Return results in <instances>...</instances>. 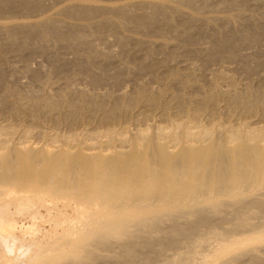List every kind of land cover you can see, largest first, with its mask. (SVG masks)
<instances>
[{
    "label": "bare ground",
    "instance_id": "1",
    "mask_svg": "<svg viewBox=\"0 0 264 264\" xmlns=\"http://www.w3.org/2000/svg\"><path fill=\"white\" fill-rule=\"evenodd\" d=\"M250 1L68 0L47 13L41 0H0V264H264V14ZM162 25L219 28L200 50L210 61L253 36L242 44L255 48L258 68L241 83L167 65L184 53L167 52ZM105 27L121 47L145 50L126 89L105 73L118 53L93 45ZM32 37L82 50L78 71L55 82L29 66L34 90L6 85V50ZM48 122L65 133L50 135ZM33 132L46 141H31Z\"/></svg>",
    "mask_w": 264,
    "mask_h": 264
},
{
    "label": "rangeland",
    "instance_id": "2",
    "mask_svg": "<svg viewBox=\"0 0 264 264\" xmlns=\"http://www.w3.org/2000/svg\"><path fill=\"white\" fill-rule=\"evenodd\" d=\"M42 1V4H44L45 5V7H47V13H52L56 8H58L59 6H62L63 4H64V2H67L68 0H41ZM69 1H71V0H69ZM93 3H99V4H104V5H106V4H112V3H120V2H126V1H129V0H91ZM252 1V2H251ZM250 1V5H247V7L249 8L248 10L249 11H252L253 10V12L257 9L258 10V12H257V10H256V12H254L255 14H258V15H260L259 14V12H261V14H264V11H261L262 9L261 8H263V10H264V4L262 5V4H260V6L262 5V7H260L259 9H258V4H254L255 2H253V0H251ZM251 4H253V5H251ZM250 6V7H249ZM251 6H254V7H251ZM255 6H256V8H255ZM251 8V9H250ZM254 8V9H253ZM217 15H219V14H224V13H222V12H219V13H216ZM215 14V15H216ZM209 15H214V13H209ZM16 16V15H15ZM19 16H21L20 14H19ZM18 15H17V18H16V20L17 19H21L20 17H19ZM3 20H7V19H3ZM0 21H2V20H0ZM189 26V28H187V31L185 32V33H178V32H174V31H172V30H170V29H168V27H166V26H161V27H163L162 29V33H166V34H163V36L164 35H166V36H164V38H165V41H166V39H167V41H168V43L169 42H171V44H173V45H171V46H173V48L171 47V49H168V51L167 52H170V51H172V49H173V52H176V50L177 51H179V53H180V55L182 54V53H184V54H182V55H185V52H186V54H188V57H185V56H183L182 57V55L181 56H178L175 60H177V61H174V60H170L169 61V63H167V65H179L178 67H180V68H183V67H185V66H188V64H190V66L191 65H194V66H196V65H198V66H206V68H208V70H210V71H212V70H214V71H225V73L227 74H230L231 76H233V77H238L237 78V80H239V82H241V83H245L246 81H248L247 80V77H246V75H244L247 71H249L250 69H252L250 72H252V71H255L256 69H255V67H256V65H257V67L256 68H258V64H259V61L257 62L256 60H258L257 59V55H255V48L254 49H252L251 50V47L248 45V47H247V45H245V44H242V43H246V42H248V41H246V39L247 38H249V36L248 37H246L244 40H240V39H237V40H234V41H231L230 43H231V45H225V47L221 50L223 53H225L224 55L222 54L221 55V57L222 58H224V60H223V63H221V57H216L217 58V60H215L216 58L214 57L211 61H210V59L208 60L207 58H205V55H208L207 54V52H205V54H203L204 53V51L202 52V53H200V50L202 51V49L201 48H203V50H204V48L206 49V48H208V47H210V46H212V44L213 43H211L212 41H215V38H216V41L218 40L217 38L219 37L218 36V33H219V31L217 30V29H219V28H217L216 30H212V28H210V27H208V26H205V25H201L202 27L200 28V26L199 25H196L195 27L192 25V26H190V25H188ZM187 26V27H188ZM198 26H199V28H198ZM204 26V27H203ZM223 26V27H222ZM222 26H220L221 28L220 29H225V30H228L227 28H225L226 26L225 25H222ZM192 27H194L195 29V31L194 30H192L193 28ZM247 27L249 28V27H251V26H248L247 25ZM246 27V28H247ZM108 30V31H110L111 30V34H110V32H108L106 29ZM105 28H103L102 30L104 31V34H103V31H101V36L98 38H96L94 41H93V45L95 46V47H98L101 51H106L105 53H107V52H112V53H118V56L116 57V59H114L113 58V60L111 61L112 62V65H111V62H108V63H106L107 65H104V68L106 69L105 71V73H106V75H107V73H108V75H118L119 74V82H122V89H126L127 87H129L130 86V83L128 82V80L130 79L129 78V76H132V77H134L135 76V74L137 73V72H139L140 70V67H142V65L145 63L144 61H142L141 60V57L144 55L143 54V52L145 51V50H142V51H140V48L139 47H136V45H134L133 43H129L130 45L126 48V46L128 45H126L125 47H121L120 45H118V43L117 42H115L116 41V38H115V36H114V34H113V30L111 29V28H107V27H105ZM206 30H205V29ZM110 29V30H109ZM188 29H190V30H188ZM252 29V28H251ZM202 30V31H201ZM212 30V31H211ZM225 30H223V31H225ZM195 33H193V32ZM198 31V32H197ZM201 31V32H200ZM189 32H192V34H189ZM228 33L230 32V31H227ZM168 33V34H167ZM196 33H198V34H196ZM200 33V34H199ZM216 35H215V34ZM125 34V35H124ZM129 34V35H128ZM130 34L131 33H128V32H125V33H123V34H121V36L122 37H126V36H130ZM174 34V35H173ZM182 34V35H181ZM184 34V35H183ZM188 34V35H187ZM212 34V35H211ZM214 34V35H213ZM230 34H232V32L231 33H229L228 35H230ZM107 35V36H106ZM109 35V36H108ZM131 35H133L134 37H139V38H143L144 36L143 35H140V34H131ZM179 36V38H177L178 36ZM186 35L187 36H189V37H186ZM175 36H177V37H175ZM180 36H183V37H180ZM195 36V37H194ZM102 37V38H101ZM155 37V36H154ZM153 37V38H154ZM170 37V38H169ZM193 39L191 42L192 43H190L189 41L191 40V38ZM206 37V38H205ZM208 37V38H207ZM104 38V39H103ZM152 38V39H153ZM164 38L162 37V39L161 40H164ZM187 38H188V40H187ZM198 38V39H197ZM210 38H212V39H214V40H211ZM250 38H252V40L254 39L253 38V36L252 37H250ZM249 38V39H250ZM31 41H32V39H33V41L31 42H29V41H27V39H25V38H22V39H20V42L19 43H24V42H26L25 43V47H21L20 45H19V47L17 48V49H7L6 50V58L8 59H5V61L3 62L4 63V65L6 64V66H8L7 68L5 67V66H3V69H4V71H5V75L4 76H6V77H4V79L7 81H5L6 82V85H11L12 87H17L18 89L20 88L21 90H34L35 88H36V82H34V80H33V78H32V76H29V75H32V73L33 74H37V75H41L42 77H44V75L46 76V75H50V77L52 78V76L51 75H53L54 74V76H53V80L56 82V80L58 79L60 82H63V79L66 77V76H68V74H70L69 76H72V75H74L76 72L75 71H78V66H79V64H81L79 61V57H81V55H83V51L81 52H79L80 54V56L78 55V53H76L75 54V52H73V51H71L69 48H67V46H63L62 44H57V45H54V46H47L46 44H44V42H42L39 38H34V37H32V39L31 38H29ZM37 39H39V40H37ZM98 39V40H97ZM110 39H111V41H110ZM143 39H145V38H143ZM155 39V38H154ZM175 39V40H174ZM190 39V40H189ZM3 39H0V41H2ZM36 40H37V42H36ZM173 40V41H172ZM182 40V41H181ZM187 40V41H186ZM255 40V39H254ZM98 41V42H97ZM181 41V42H180ZM28 42V43H27ZM41 42V43H40ZM175 43V45L177 44L178 45V43H180L179 44V46H175L174 45V43ZM187 43L188 44V46H185L186 48L184 49V48H182L181 46V44H184V43ZM189 42V43H188ZM37 44V45H36ZM131 44H132V46H131ZM191 44V45H190ZM194 44V45H193ZM241 44H242V47H241ZM39 45V46H38ZM41 45V46H40ZM134 45V46H133ZM181 45V46H180ZM184 45H186V44H184ZM236 45H240V46H237L238 48H237V50H236V52L239 54H237L236 52H235V49H236ZM245 47H244V46ZM46 46V47H45ZM61 46H63V48L61 47ZM175 46V47H174ZM191 46V47H190ZM227 46V47H226ZM229 46V47H228ZM231 46V47H230ZM233 46H235V47H233ZM54 47V48H53ZM135 47V48H134ZM178 47V48H177ZM233 47V48H232ZM122 48H124V50H125V52H124V50L122 49ZM175 48V49H174ZM180 48V49H179ZM182 48V49H181ZM192 48V49H191ZM227 48V50H225ZM228 48H229V50H230V48H232L230 51V53L232 54L231 56V58L229 57L228 58V56H230V53H229V50H228ZM235 48V49H234ZM250 50H249V49ZM107 49V50H106ZM115 49V50H114ZM233 49H234V51H233ZM242 49V50H241ZM111 50V51H110ZM128 50V51H127ZM134 52H133V51ZM199 50V51H198ZM115 51V52H114ZM122 51H123V53H126L125 55H122L123 53H122ZM127 51V52H126ZM130 51H131V56H130V54H128V53H130ZM137 51V52H136ZM139 51V52H138ZM225 51H228V53H229V55H228V53L227 52H225ZM242 51V52H241ZM133 52V53H132ZM142 52V53H141ZM222 52H220V53H222ZM236 53V55L235 56H233L235 53ZM53 53V54H52ZM145 53V52H144ZM159 53H161V55L159 56ZM159 53H157L155 56L158 58V57H160L159 58V61H161L165 56H166V53H164V52H159ZM164 53V54H163ZM220 53L218 54V56L220 55ZM227 53V54H226ZM127 54H128V56H127ZM143 54V55H142ZM190 54V55H189ZM200 54V55H199ZM252 54H253V57H252ZM23 55V56H22ZM158 55V56H157ZM165 55V56H164ZM247 55H249V56H247ZM251 55V56H250ZM121 56V57H120ZM124 56H125V58H126V60H124L125 58H124ZM136 56V57H135ZM139 56V57H138ZM162 56H164V57H162ZM187 56V55H186ZM227 56V57H226ZM242 56L244 57L243 58V60L241 59L242 58ZM256 56V57H255ZM25 57V58H24ZM27 57H28V59H27ZM45 57V58H44ZM50 57V58H49ZM64 57V58H63ZM71 57V58H70ZM120 57V58H119ZM133 57L135 58L134 60H133ZM180 57V58H179ZM237 57V60H235L234 58H236ZM240 57V58H239ZM251 57V59L253 58V60H250V59H248V58H250ZM24 58V59H23ZM122 58V59H121ZM131 58H132V60H131ZM157 58H155L157 61H158V59ZM183 58V59H182ZM184 58H185V60H184ZM188 58V59H187ZM204 58H205V62H203L204 61ZM232 58L236 61V62H234V60H232ZM238 58H239V60H238ZM25 60V62L23 61V60ZM73 59V60H72ZM118 59V60H117ZM143 59V58H142ZM161 59V60H160ZM180 59H181V63H179L180 62ZM197 59H198V61H197ZM221 61H220V60ZM228 60V62H229V59H231V63L229 62H227V60ZM248 60V62L246 61V60ZM256 59V60H255ZM16 60V61H15ZM22 60V61H21ZM27 60V61H26ZM30 60V61H29ZM115 60H117V61H115ZM119 60L121 61V62H119ZM200 60H201V62H200ZM226 60V61H225ZM242 60V61H241ZM250 60V61H249ZM256 61V63L255 64H253V62L252 61ZM19 61V62H18ZM54 61V63H52ZM73 61V62H72ZM113 61H115L114 63H113ZM122 61H126V63H127V66H129L130 68H128V69H130L129 70V72H128V69H127V66H126V63L125 62H123L122 63ZM131 61V62H130ZM141 61V62H140ZM208 61H210L209 63V65H208ZM215 61H216V63H215ZM219 61V62H218ZM227 62V63H225V62ZM245 61V62H244ZM61 62V63H60ZM64 62V63H63ZM129 62V63H128ZM134 62V64H132ZM171 62V63H170ZM179 64H178V63ZM247 62V63H246ZM252 64H251V63ZM25 63V64H24ZM26 63H28V65L26 64ZM59 63V64H58ZM125 63V64H124ZM136 63H137V65H136ZM141 63V64H140ZM174 63V64H173ZM177 63V64H176ZM207 64V65H205V64ZM243 63V64H242ZM244 63H246V64H244ZM56 64V65H55ZM114 64V65H113ZM135 65V66H137L135 69H134V67L133 66H130V65ZM146 64V63H145ZM25 65H27L26 67H25ZM56 66V68H57V66H60V67H58L57 69H55V66ZM171 65V66H172ZM175 65L173 66V67H175ZM234 65V66H233ZM245 65V66H244ZM13 67V68H10V67ZM24 66V67H23ZM30 66V67H29ZM46 66V67H45ZM52 66L54 67V68H52ZM75 66V67H74ZM109 66V67H108ZM116 66V67H115ZM124 66V68L122 69V67ZM140 66V67H139ZM176 66V67H177ZM210 66V67H209ZM15 67V68H14ZM27 67H29L30 69H31V67L33 68V69H31V71H30V74L28 73V71H27ZM234 67V68H233ZM243 67V68H242ZM245 67V68H244ZM246 67H248V68H246ZM249 67H251V68H249ZM53 70H52V69ZM77 68V69H76ZM126 68V69H125ZM133 68V69H132ZM241 68V69H240ZM17 69V70H16ZM76 69V70H75ZM108 69V70H107ZM127 70V71H125V70ZM137 69H138V71H137ZM224 69V70H223ZM243 69V70H242ZM249 69V70H248ZM11 70V71H10ZM20 70V71H19ZM50 70V71H49ZM75 70V71H74ZM123 71V73H121L122 71ZM246 70V71H245ZM37 71V72H36ZM56 71V72H55ZM121 71V72H120ZM133 71V72H132ZM136 71V72H135ZM242 71H245V73H243ZM36 72V73H35ZM41 72V73H40ZM48 72H50V73H48ZM51 72H52V74H51ZM110 72V73H109ZM125 72V73H124ZM126 72H127V74H126ZM140 73V72H139ZM139 73H137L136 75H138ZM27 74V75H26ZM29 74V75H28ZM124 74V75H123ZM128 74H130V75H128ZM132 74V75H131ZM77 75V74H76ZM134 75V76H133ZM147 73L145 74H142L141 75V77H142V80H145V81H148L149 80V78H150V75H147ZM16 76V77H15ZM120 76H122L121 78H120ZM149 77V78H148ZM22 78V79H21ZM56 78V79H55ZM62 78V79H61ZM254 77H252V79H253ZM12 79V80H11ZM28 79V80H27ZM32 80H33V82H32ZM62 80V81H61ZM242 80V81H241ZM254 80V79H253ZM252 80V81H253ZM58 81V82H59ZM109 82H111V81H109ZM27 83V84H26ZM78 83H80V85H84L85 83H86V81L84 80V79H82L81 81L79 80L78 81ZM17 84V85H16ZM25 84V85H24ZM15 85V86H14ZM29 85V86H28ZM86 85V84H85ZM34 88V89H33ZM8 120H10V119H4L3 118V121H4V123H7L8 122ZM156 121H158V119H155ZM47 125V126H46ZM24 127V126H23ZM22 128V127H21ZM20 128V129H21ZM44 130L45 131H48L47 133H50V135L53 133H56L57 131L60 133H65V128L64 127H56V126H53L52 125V123H50V122H48V123H46L45 125H44ZM58 128V129H57ZM84 133V132H83ZM89 132H86V133H84V134H88ZM23 133H19V135H22ZM34 134V132L30 135V140L31 141H35V142H40V143H43V142H45L46 141V139L44 138V137H41V136H39L38 134H36V135H34L33 137H32V135ZM38 135V137H37V139L35 138L36 136ZM34 138V139H32V138ZM41 137V138H40ZM36 139V140H35ZM206 254H208V253H206Z\"/></svg>",
    "mask_w": 264,
    "mask_h": 264
}]
</instances>
